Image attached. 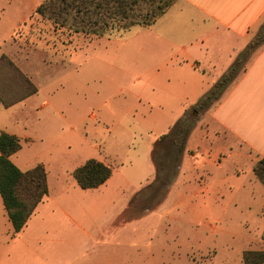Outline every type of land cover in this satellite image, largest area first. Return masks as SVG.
I'll list each match as a JSON object with an SVG mask.
<instances>
[{
  "label": "rangeland",
  "instance_id": "1",
  "mask_svg": "<svg viewBox=\"0 0 264 264\" xmlns=\"http://www.w3.org/2000/svg\"><path fill=\"white\" fill-rule=\"evenodd\" d=\"M43 1L0 0V59L8 57L38 86L26 106L0 102V132L30 135L11 159L22 169L43 163L52 186L46 203L66 207L75 221L65 226L63 216L53 219L33 253L7 264H243L244 250H264V186L253 172L256 162L213 156L219 144L202 135L203 112L177 174L169 186L157 185L161 196H152L154 143L172 125L151 133L144 113L136 119L121 103L131 99V90L147 88L144 76L152 73L142 48L146 32L159 31L161 24L100 39L81 36L74 50L61 47L57 53L28 31L17 33L28 29L23 23ZM114 74L128 88L105 110L100 108L109 95L104 86ZM136 76L145 79L135 81ZM18 90L17 77L0 63V91L14 97ZM44 100L49 103L41 108ZM88 158L108 162L118 173L115 180L98 190L81 188L68 168ZM5 210L0 195V217Z\"/></svg>",
  "mask_w": 264,
  "mask_h": 264
},
{
  "label": "crops",
  "instance_id": "2",
  "mask_svg": "<svg viewBox=\"0 0 264 264\" xmlns=\"http://www.w3.org/2000/svg\"><path fill=\"white\" fill-rule=\"evenodd\" d=\"M263 23L264 0H176L154 23L157 26L161 24L159 31L146 32L154 24L149 27L136 25L142 30L138 33L146 32V44L142 51L144 49L148 56L147 62L151 67L147 71L152 75H145L146 79L136 76L135 81L145 79L143 85L147 88L141 87L138 92L131 90V99L121 103L123 109L127 113L136 112V119H141L139 112L144 113V118L150 121L147 128L151 133L156 129L162 131L165 127L169 128L189 110L200 114L192 110L193 107L229 70ZM86 62L88 60H84ZM76 67L79 68V65ZM111 67H117L115 60ZM105 75L102 73L99 76ZM116 77V74L110 76L104 86V92L109 95L103 98L100 108L107 110L111 100L128 88L123 85L122 78ZM32 79L35 81V78ZM35 94L12 106H26ZM48 103L49 100H44L40 107ZM199 123L202 135L219 144L213 156L225 153V159L240 156L249 158L251 162L264 157V44L255 50L247 70L230 84L221 99L203 112ZM159 133L162 135V132ZM16 135L20 139H31L27 133ZM149 161L147 156L146 162ZM77 166L68 168L71 174ZM47 172L49 194L16 236H12L13 227L7 211L0 217V255L5 257V264L33 253L39 241L45 238L43 234L50 229L53 219L55 222L60 215L63 216L61 221L65 226L75 221L72 211L69 212L66 207L56 201L53 202L54 208L46 203L52 190L50 171ZM117 174L112 172L105 184L112 182ZM90 211L94 212L93 209Z\"/></svg>",
  "mask_w": 264,
  "mask_h": 264
},
{
  "label": "trees",
  "instance_id": "3",
  "mask_svg": "<svg viewBox=\"0 0 264 264\" xmlns=\"http://www.w3.org/2000/svg\"><path fill=\"white\" fill-rule=\"evenodd\" d=\"M176 0H44L29 21L23 23L17 32L37 36L38 41L51 43L48 47L59 53L74 50L81 36L111 37L126 32L136 25L149 27L175 3ZM264 44V23L235 58L229 70L199 100L192 110L198 113L213 107L227 88L247 70L255 50ZM62 48V49H63ZM0 63L6 64L17 77L19 90L11 97L0 91V102L10 107L38 91L35 83L17 65L3 55ZM198 115L187 111L177 119L170 130L158 137L154 143L152 159L156 166V186H169L181 164V156ZM22 148L20 137L7 131L0 132V195L12 223V236H16L27 224L40 202L49 194L48 172L43 163L22 169L11 156ZM256 178L264 186V157L253 167ZM78 185L83 189H95L107 182L112 167L97 158H88L72 172ZM159 186L152 196L162 195ZM151 192L147 190L146 195ZM243 264H264L263 249H246L242 254Z\"/></svg>",
  "mask_w": 264,
  "mask_h": 264
}]
</instances>
